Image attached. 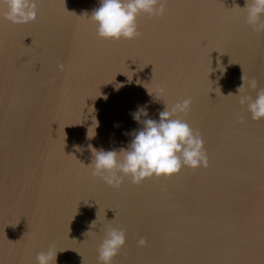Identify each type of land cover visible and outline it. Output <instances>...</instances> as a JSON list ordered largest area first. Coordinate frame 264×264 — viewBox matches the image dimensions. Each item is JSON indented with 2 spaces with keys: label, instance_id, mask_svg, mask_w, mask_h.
I'll return each instance as SVG.
<instances>
[{
  "label": "water",
  "instance_id": "1",
  "mask_svg": "<svg viewBox=\"0 0 264 264\" xmlns=\"http://www.w3.org/2000/svg\"><path fill=\"white\" fill-rule=\"evenodd\" d=\"M0 264H264V0H0Z\"/></svg>",
  "mask_w": 264,
  "mask_h": 264
}]
</instances>
